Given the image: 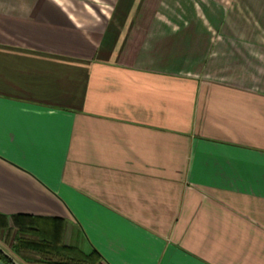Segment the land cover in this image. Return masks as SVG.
I'll return each instance as SVG.
<instances>
[{"label": "crops", "instance_id": "0c3cea01", "mask_svg": "<svg viewBox=\"0 0 264 264\" xmlns=\"http://www.w3.org/2000/svg\"><path fill=\"white\" fill-rule=\"evenodd\" d=\"M0 250L264 264V0H0Z\"/></svg>", "mask_w": 264, "mask_h": 264}, {"label": "trees", "instance_id": "16d2710c", "mask_svg": "<svg viewBox=\"0 0 264 264\" xmlns=\"http://www.w3.org/2000/svg\"><path fill=\"white\" fill-rule=\"evenodd\" d=\"M0 259L6 264H14L1 250H0Z\"/></svg>", "mask_w": 264, "mask_h": 264}, {"label": "water", "instance_id": "95a60500", "mask_svg": "<svg viewBox=\"0 0 264 264\" xmlns=\"http://www.w3.org/2000/svg\"><path fill=\"white\" fill-rule=\"evenodd\" d=\"M0 264H6L5 262H3L1 259H0Z\"/></svg>", "mask_w": 264, "mask_h": 264}]
</instances>
